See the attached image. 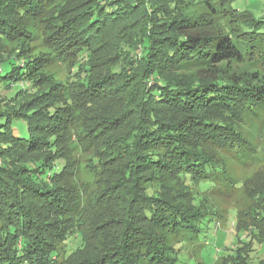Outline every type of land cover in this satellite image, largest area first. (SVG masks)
Instances as JSON below:
<instances>
[{"label":"trees","instance_id":"16d2710c","mask_svg":"<svg viewBox=\"0 0 264 264\" xmlns=\"http://www.w3.org/2000/svg\"><path fill=\"white\" fill-rule=\"evenodd\" d=\"M235 1L0 0V49L20 43L0 51V264H191L182 239L215 213L202 193L241 188L226 158L253 156L245 120L264 119V72L228 68L264 64V12ZM250 249L224 264H253Z\"/></svg>","mask_w":264,"mask_h":264},{"label":"rangeland","instance_id":"374dc122","mask_svg":"<svg viewBox=\"0 0 264 264\" xmlns=\"http://www.w3.org/2000/svg\"><path fill=\"white\" fill-rule=\"evenodd\" d=\"M61 1V0H60ZM230 0H227V6ZM241 10L249 9L256 14H262L264 12V0H236L233 4ZM194 9L186 10L189 14ZM33 31V39L26 46L27 52L33 55L38 54L43 47V32L41 25L38 24L31 26ZM240 49L246 53L249 48V44L242 40L235 41ZM19 42H6L0 49L2 58L11 57L12 54H16L20 48ZM139 52V48L137 49ZM2 62H0V65ZM264 64L261 61H252L247 57L244 63H233L228 67L231 71H240L243 69H260L264 72ZM7 68H3V73ZM58 73L59 78H65L69 74V67L65 63H57V65L48 72ZM26 84L27 82L24 81ZM27 85V84H26ZM0 92L4 96L8 90L0 87ZM245 132L247 137L251 140L252 148L254 150L253 156L243 157H227L226 168L227 176L231 179V182H241V188H229L230 192H219L217 189L208 190L202 193V196L206 197V201L202 202V206L206 210L214 209L213 217L209 220L202 222V230L199 237L186 235L182 239L183 255L182 259L191 260V264H224L225 258L230 254L231 256L239 257L244 254L247 248L251 245L248 254L253 264H261L264 261V241H257L256 236L259 234L257 228L252 232H249V225L253 223V219H250L249 213L253 210L254 206L259 208L263 204H257L253 195L264 188V119L262 121L256 119H246ZM15 128L19 130L22 135L27 136V126L22 120L15 122ZM17 133V132H16ZM78 149L77 145L75 146ZM81 179L93 182L96 179V175L85 169H81ZM220 186L221 184H217ZM229 185V184H227ZM229 187V186H228ZM227 190V188H223ZM254 189V190H253ZM263 202V201H262ZM198 203V201H196ZM256 216L261 217L260 213ZM247 222H244V220ZM245 223L247 231L244 228L238 226V222ZM262 238H264V228H262ZM189 237V238H188ZM82 236L80 234L73 235L69 241L63 245L62 257L68 256L78 246L82 245ZM142 264H148L144 262Z\"/></svg>","mask_w":264,"mask_h":264}]
</instances>
